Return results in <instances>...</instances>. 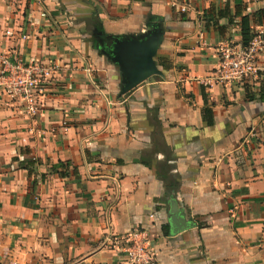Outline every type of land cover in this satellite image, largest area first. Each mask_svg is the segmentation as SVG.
<instances>
[{
	"label": "crops",
	"instance_id": "obj_1",
	"mask_svg": "<svg viewBox=\"0 0 264 264\" xmlns=\"http://www.w3.org/2000/svg\"><path fill=\"white\" fill-rule=\"evenodd\" d=\"M238 12L264 35V0H0V71L58 67L36 117L0 91V264H126L137 227L160 264H264V52L257 79L203 84ZM159 20L164 77L120 96L95 35Z\"/></svg>",
	"mask_w": 264,
	"mask_h": 264
},
{
	"label": "built area",
	"instance_id": "obj_2",
	"mask_svg": "<svg viewBox=\"0 0 264 264\" xmlns=\"http://www.w3.org/2000/svg\"><path fill=\"white\" fill-rule=\"evenodd\" d=\"M182 11L186 12V8ZM42 16L47 17V13L43 12ZM263 52L264 35H257L247 49L232 43L224 44L219 48V65L213 77L203 82L204 86L237 84L257 79L259 59ZM1 60L0 91L10 99L21 102L28 118L38 116L46 83L58 72V67L22 58L12 60L3 57ZM120 243L124 245L126 264H160L152 238L143 228H134Z\"/></svg>",
	"mask_w": 264,
	"mask_h": 264
},
{
	"label": "water",
	"instance_id": "obj_3",
	"mask_svg": "<svg viewBox=\"0 0 264 264\" xmlns=\"http://www.w3.org/2000/svg\"><path fill=\"white\" fill-rule=\"evenodd\" d=\"M95 39L99 52L120 70L122 78L120 96L131 93L155 76L164 77L156 61L164 41L161 20L154 23L151 30L141 37H114L101 32L95 35ZM173 213L175 214L172 218L174 222L181 223L183 228L190 226L180 215L175 202Z\"/></svg>",
	"mask_w": 264,
	"mask_h": 264
},
{
	"label": "trees",
	"instance_id": "obj_4",
	"mask_svg": "<svg viewBox=\"0 0 264 264\" xmlns=\"http://www.w3.org/2000/svg\"><path fill=\"white\" fill-rule=\"evenodd\" d=\"M224 15H228V14H224ZM236 17H240V27H241V37H242V48L247 49L250 47L252 41L257 37L258 34H256V32L254 31V29L251 27V22H250V18L248 16H242L241 13H237ZM230 23L235 25L234 23V19H230ZM99 22H96V25L98 26ZM159 66L162 67L163 69H170L171 68V64L164 62V61H160L159 62ZM255 95L250 94V99H254ZM29 173L31 174V171H29Z\"/></svg>",
	"mask_w": 264,
	"mask_h": 264
}]
</instances>
